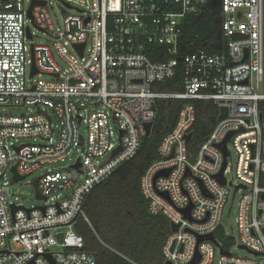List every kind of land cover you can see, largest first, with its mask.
I'll return each instance as SVG.
<instances>
[{"label": "built area", "instance_id": "1", "mask_svg": "<svg viewBox=\"0 0 264 264\" xmlns=\"http://www.w3.org/2000/svg\"><path fill=\"white\" fill-rule=\"evenodd\" d=\"M51 1L29 0L25 8L24 0H0V108L34 110L29 115H0V264H96L74 230L78 222L90 224L84 201L94 187L136 156L146 138L145 125L153 128L156 102L164 99L185 103L139 183L148 212L177 226L164 240L161 264H189L196 251L197 264H213L215 252L218 264H260L264 0H57L64 15L57 32L46 9ZM32 2L44 5L32 6L31 19L27 13ZM207 6L218 8L222 50L210 54L198 49L176 59L183 20ZM71 9L77 13L68 14ZM30 25L50 42L35 43ZM80 44L81 55L74 48ZM31 46L39 72L32 77L27 74ZM149 46L164 48L168 59L152 61ZM178 62L183 64V91L155 90L154 85L175 76ZM42 75L49 79H40ZM206 100L217 109L226 108L227 115L194 149L189 145L195 121L192 102ZM229 134L222 185L215 178L224 159L219 145ZM229 148L237 156L232 180L227 178ZM68 162L35 180L37 199L44 207L27 209L7 201L14 184L12 168L26 178ZM161 172L167 175L156 177ZM230 190L241 194L237 240L227 237L220 224ZM219 230L221 241L216 237ZM210 234L217 245L208 240L198 243V237ZM227 239L237 241L252 257H234L224 245Z\"/></svg>", "mask_w": 264, "mask_h": 264}, {"label": "trees", "instance_id": "2", "mask_svg": "<svg viewBox=\"0 0 264 264\" xmlns=\"http://www.w3.org/2000/svg\"><path fill=\"white\" fill-rule=\"evenodd\" d=\"M220 16L217 6H207L199 14H191L183 20L184 36L180 40L176 59L204 49L210 54L220 53ZM152 61L168 59L165 49L149 46ZM163 93L183 91V64H176L175 76L164 83L154 85ZM264 91V76H263ZM185 102L164 99L156 102V119L140 150L123 164L109 179L97 185L86 197L83 210L90 224L78 222L74 230L84 240V251L96 264H161L162 246L170 233L169 224L162 215H151L147 202L140 192V178L157 159V147L162 137L175 125L178 112ZM195 121L191 128V148H196L216 125L218 109L211 100L193 101ZM264 108V102L260 103ZM222 240V231L216 232ZM233 244L227 239L224 245Z\"/></svg>", "mask_w": 264, "mask_h": 264}, {"label": "rangeland", "instance_id": "3", "mask_svg": "<svg viewBox=\"0 0 264 264\" xmlns=\"http://www.w3.org/2000/svg\"><path fill=\"white\" fill-rule=\"evenodd\" d=\"M29 0H24V7L27 8L29 6ZM74 8L82 9L78 6L73 5ZM49 20L52 24L53 30L57 32V30L61 29L63 26V19L64 15L60 11V3L57 0H52L50 4L46 7ZM68 14L75 15L77 12L73 9L68 10ZM30 30L33 35V40L35 43L40 44H48L50 42V38L43 34L42 32H39L34 28L32 25H30ZM88 49V46H87ZM85 51V55H88V51ZM69 52L73 53L71 48H68ZM55 60L57 63L61 66L62 69H67V65L56 55L54 54ZM29 66H27V74H29ZM34 80L37 79L35 76L33 78ZM42 80H48L49 77L42 75L40 77ZM31 113H34V110L32 107L23 108V109H13V108H0V115L5 116H22V115H29ZM231 155H230V170L227 173V178L232 180L234 177V168L236 164V153L231 148H229ZM73 161H75V157L73 158ZM71 164L68 162L67 164H60L56 166H49L46 168H43L41 170H38L31 174L30 176L26 177L21 182L14 183L9 186V192L7 193V201L9 203H15L20 204L24 208L30 209L35 207H44L45 204L43 201L38 200L36 197V189H35V180L39 178L41 175L46 173L47 171H57L60 169L65 168L66 165ZM11 176L10 174L7 175V180L10 181ZM16 198V200H15ZM241 198V194L233 192V190L229 191V194L227 196L226 204L223 208L222 215H221V227L223 230V233L230 237L231 239L237 240V225H236V217H237V210H238V202ZM229 252L234 257L239 258H247L250 259L252 256L245 250L239 249L237 241L234 242L229 248ZM219 256L218 253L215 252L214 257V263L218 264ZM260 264H264V260H259Z\"/></svg>", "mask_w": 264, "mask_h": 264}, {"label": "water", "instance_id": "4", "mask_svg": "<svg viewBox=\"0 0 264 264\" xmlns=\"http://www.w3.org/2000/svg\"><path fill=\"white\" fill-rule=\"evenodd\" d=\"M2 1H6V0H2ZM34 5H44V2H39V3H38V2H32L31 6H30V8H29V10H28V13H27V14H28V17L31 18V19H32V16H31V9H32V6H34ZM238 16H239V14H238ZM26 36H27L28 39L31 38V36H30V32H29V28H26ZM83 47H84V44L74 45V48L77 49V50L79 51V54H80V55H81V52H82V50H83ZM30 51H31V67H30V73H29V76L32 77V76L38 74L39 72L36 70L35 65H34V55H33V49H32V46H31ZM245 54H246V51H245ZM226 115H227V114H226V108H224V107H219V108H218V115H217L216 121H217V122L222 121L223 119L226 118ZM151 127H152V124H146V125H145V137H148V136L150 135V133H151ZM230 135H231V134H229V135L225 138V140L219 145L220 149L222 150V153H223V157H224V159H223V164H222L221 170H220V172L215 176V178H216L217 181H218L220 184H222V185H225V178L223 177V171H224L225 166H226V157H227V155H228V152H227V149H226V142H227L228 138L230 137ZM190 138H191V134H188V135L186 136V140L188 141ZM116 152H117V151H115L114 153H116ZM12 172H13L12 183H17V182L22 181V180L25 179V176H18V175L16 174V172H15V168H12ZM166 175H167V172H161V173H159L156 177H158V176H166ZM34 185H36V184H34ZM35 187H36V186H35ZM36 197L39 198V196H38L37 193H36ZM262 198L264 199V196H262ZM11 208H12L11 210H12V213H13V211H14L15 208H13V207H11ZM185 212H186V214H188V212H189V208L186 209ZM169 227H170V231H171V232H174V231H176V229H177V226H176V225H173V224H170ZM57 238H58L59 240H61V238H62V234H58V235H57ZM197 239H198V243L201 242V241H203V240H208V241H211V242H213L214 244L217 245V242H216V240L214 239V236H213L212 234L207 235V236H204V237L200 236V237H198ZM239 249H244V248L241 247V246H239ZM221 253L227 255V252H226L225 250H223V249L221 250ZM254 255H258V254H254ZM199 259H200V255H199L198 252L196 251L193 260H192L189 264H197L198 261H199ZM166 264H167V263H166Z\"/></svg>", "mask_w": 264, "mask_h": 264}]
</instances>
